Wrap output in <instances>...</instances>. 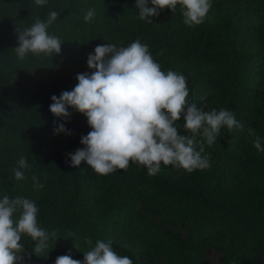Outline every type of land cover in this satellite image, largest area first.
<instances>
[{"label":"trees","instance_id":"obj_1","mask_svg":"<svg viewBox=\"0 0 264 264\" xmlns=\"http://www.w3.org/2000/svg\"><path fill=\"white\" fill-rule=\"evenodd\" d=\"M211 5L203 22L189 27L179 5L149 24L135 0H0V199L34 202L38 226L56 233L40 253L22 235L21 264H54L62 255L83 262L98 240L111 241L133 264H203L207 247L220 254L216 264H264V151L253 147L259 136L264 148V0ZM89 9L95 15L85 22ZM51 11L60 13L48 33L60 38L61 53L19 60L16 32ZM137 39L162 71L186 77L190 104L228 110L243 125L222 128L210 146L196 135L210 167L188 173L161 164L154 176L133 162L107 175L83 161L71 167L70 154L84 147L91 128L71 108L67 119L54 117L51 97L71 91L78 74H91L87 57L98 45L128 47ZM183 123L176 122L178 133L191 136ZM60 124L66 131L56 133ZM21 157L30 168L18 181L13 169ZM33 176L42 188H34ZM177 226L184 236L169 229Z\"/></svg>","mask_w":264,"mask_h":264},{"label":"clouds","instance_id":"obj_2","mask_svg":"<svg viewBox=\"0 0 264 264\" xmlns=\"http://www.w3.org/2000/svg\"><path fill=\"white\" fill-rule=\"evenodd\" d=\"M46 3L47 0H34L37 6ZM177 5L189 27L201 24L212 6L211 0H135L139 19L149 24L164 9L175 12ZM59 14L51 11L46 21L37 18L31 27L16 32L18 46L13 51L19 60L30 53L50 57L61 53L60 38L48 33ZM94 15L95 10L89 9L84 21L90 22ZM87 67L93 70L91 74H78L76 86L62 92L59 98L53 95L49 108L54 117L63 119L69 117V108L74 109L86 117L91 128L81 138L84 147L70 154L71 167L78 168L83 161L95 173L107 175L117 169L126 170L133 162L144 166L149 176L156 175L161 164L191 173L210 167L209 159L202 155L203 143L197 150V134L210 146L216 144L222 128L228 132L243 128L228 110L205 112L190 104L186 77L177 71H162L148 45L139 39L128 47L98 45L87 57ZM181 117L184 130L191 136L178 133L176 122ZM65 131L63 124L56 128V133ZM249 134L253 131L249 130ZM253 147L264 151L259 136L255 137ZM29 168L26 158L21 157L13 169L14 178L25 179L22 170ZM32 180L34 188L43 187L37 177ZM17 212L19 218L14 220ZM38 212L29 199H9L7 195L0 199V264H21V254L25 253L20 243L22 235L36 242L35 253L47 247L50 236H56L55 231L48 233L38 226ZM85 243L91 245L92 241L86 239ZM83 257L81 262L71 255H62L54 264H133L130 257L113 250L111 241L98 240Z\"/></svg>","mask_w":264,"mask_h":264},{"label":"rangeland","instance_id":"obj_3","mask_svg":"<svg viewBox=\"0 0 264 264\" xmlns=\"http://www.w3.org/2000/svg\"><path fill=\"white\" fill-rule=\"evenodd\" d=\"M150 218L154 219L155 221L159 220V217L153 215V214H147ZM170 230L173 232L179 234L180 236H184V232L180 227H169ZM220 257V254L212 249L211 247H207L204 253V261L203 264H216L218 259ZM264 259V257H261V261Z\"/></svg>","mask_w":264,"mask_h":264}]
</instances>
